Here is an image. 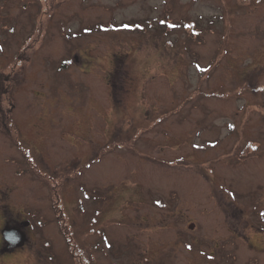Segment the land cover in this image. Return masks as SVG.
Wrapping results in <instances>:
<instances>
[{
	"label": "rangeland",
	"instance_id": "obj_1",
	"mask_svg": "<svg viewBox=\"0 0 264 264\" xmlns=\"http://www.w3.org/2000/svg\"><path fill=\"white\" fill-rule=\"evenodd\" d=\"M0 38V207L41 246L0 264H77L56 198L86 264H264V0H0Z\"/></svg>",
	"mask_w": 264,
	"mask_h": 264
},
{
	"label": "flooded vegetation",
	"instance_id": "obj_2",
	"mask_svg": "<svg viewBox=\"0 0 264 264\" xmlns=\"http://www.w3.org/2000/svg\"><path fill=\"white\" fill-rule=\"evenodd\" d=\"M9 92H10L9 89H5V91H2V93L0 94V106L4 105L3 103L4 96H5L4 94H9ZM11 108H10L11 110L10 112H12V110L14 109V102L11 104ZM2 115H3V122L2 120H0V125L4 126L7 124V122L11 121V118L9 119V117H7L5 112ZM7 118H8V121H6ZM1 195L2 194L0 191V199H1ZM61 201H62L61 198L59 199L56 198L55 206L56 205L57 206L56 208L54 206L57 212V214L55 215V219L56 221H58L57 224L60 226L59 230L62 232L63 235L66 234L67 239L65 241L67 243V249L68 248L70 249V254L72 255L73 260L77 264H86L88 263L87 261L88 259L87 251L88 250L86 251L84 248L82 250H79L78 245H77V240L74 238V235H73L74 230L72 229L70 224L66 222L67 220L63 218L62 206L60 204ZM25 212L27 213L26 218L25 217L17 218L12 213H6V210H3V208L0 207V259L15 257L17 253L19 252H30V249L36 250L41 253V246L39 245L36 235H35V222L34 220L31 219V216L32 215L36 216L37 213H34L33 211H29V209H25ZM65 216L67 218V215ZM40 221H41L40 224L37 221L36 223L40 226L42 230H44L45 223L42 220ZM5 231L8 232L7 237L4 234ZM11 233H13V235L16 234L18 237L12 238ZM19 235L23 236L22 244L16 245L18 243L17 241L19 239ZM44 241L47 242V244H49L50 242V241L48 242L47 240H44ZM69 249H68V252H69ZM79 253H82L81 257ZM85 253L87 255L86 258L84 257Z\"/></svg>",
	"mask_w": 264,
	"mask_h": 264
},
{
	"label": "trees",
	"instance_id": "obj_3",
	"mask_svg": "<svg viewBox=\"0 0 264 264\" xmlns=\"http://www.w3.org/2000/svg\"><path fill=\"white\" fill-rule=\"evenodd\" d=\"M161 21H165V20H161ZM154 23V22H153ZM129 24H131L130 22H125L123 25L128 26ZM166 24H168V26H170L171 28L175 27V23H173L172 21L167 20ZM184 26L186 27L187 30H189L190 28L193 30L194 33L198 34L199 31L195 28V26H197V22L195 21H189V22H184L183 23ZM156 25H152V27H155Z\"/></svg>",
	"mask_w": 264,
	"mask_h": 264
},
{
	"label": "water",
	"instance_id": "obj_4",
	"mask_svg": "<svg viewBox=\"0 0 264 264\" xmlns=\"http://www.w3.org/2000/svg\"><path fill=\"white\" fill-rule=\"evenodd\" d=\"M7 233H8L7 231L4 232V234H5L6 237H7V235H8ZM11 234H12V238H13V237H16V238H17V237H18L16 234H14V235H13V233H11ZM20 237H21V238H20ZM22 239H23V236L19 235V239H18V241H17L18 243H17L16 245H21V244H22Z\"/></svg>",
	"mask_w": 264,
	"mask_h": 264
}]
</instances>
